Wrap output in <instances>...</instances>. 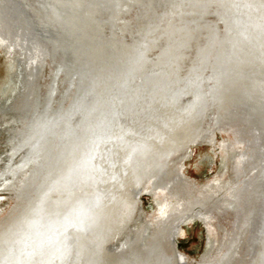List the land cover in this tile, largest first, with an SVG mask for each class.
Returning <instances> with one entry per match:
<instances>
[{
  "label": "water",
  "instance_id": "1",
  "mask_svg": "<svg viewBox=\"0 0 264 264\" xmlns=\"http://www.w3.org/2000/svg\"><path fill=\"white\" fill-rule=\"evenodd\" d=\"M0 264H264V0H0Z\"/></svg>",
  "mask_w": 264,
  "mask_h": 264
}]
</instances>
